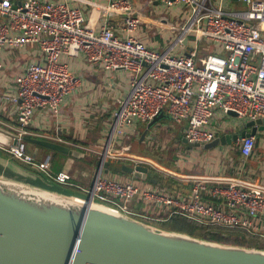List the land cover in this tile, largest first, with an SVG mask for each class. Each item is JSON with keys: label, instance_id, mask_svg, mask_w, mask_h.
Segmentation results:
<instances>
[{"label": "built area", "instance_id": "obj_1", "mask_svg": "<svg viewBox=\"0 0 264 264\" xmlns=\"http://www.w3.org/2000/svg\"><path fill=\"white\" fill-rule=\"evenodd\" d=\"M154 1L166 8L182 4L190 8L186 21L175 29L176 39L163 52L148 48L137 37L141 21L131 0H107L96 31L65 1L0 0V52L4 47L19 49L36 44L44 55L43 61L29 63L16 78L11 100L16 106L17 126L13 134L1 133L16 143L0 142V150L47 181L74 187L67 172L53 174L48 160L39 161L30 154L25 138L31 135L27 128L35 112L46 108L56 115L73 89L75 80L60 58L80 54L92 65H101L109 72L123 70L131 76L127 94L116 101L112 112L107 149L97 153L104 161H125L133 168L159 170L127 152L136 122L148 124L160 113L173 125L185 123L182 137L188 144L199 145L217 137L220 117L230 112L243 122L264 118V0H241L246 10L239 14L214 8L213 0ZM218 2L221 6L224 0ZM112 16L120 19L118 33L110 22ZM189 35L193 45L180 53L177 47L188 46ZM2 68L0 61V71ZM115 135L121 139L119 148ZM254 140L253 136L241 139L244 157L252 153ZM192 183L189 196L184 198L98 175L86 193L100 205L146 223H164L179 215L199 225L241 230L264 239L257 226L264 219V188L209 179ZM135 202L142 203L140 211L132 208Z\"/></svg>", "mask_w": 264, "mask_h": 264}, {"label": "crops", "instance_id": "obj_2", "mask_svg": "<svg viewBox=\"0 0 264 264\" xmlns=\"http://www.w3.org/2000/svg\"><path fill=\"white\" fill-rule=\"evenodd\" d=\"M54 1H65L69 7L78 9L82 14L84 24L94 31L101 25L107 6V0ZM131 1L141 21L136 34L139 40L148 48L158 52L167 50L170 46L168 38L176 34L175 29L182 23L183 12L180 10L177 14L172 10L174 15L165 14L160 7L162 5L154 0ZM212 4L214 8L221 7L226 13L239 14L246 10L241 0H225L221 6L219 2L216 3L213 0ZM110 22L115 32L118 33L120 19L112 16ZM189 49L185 46L184 52ZM43 58L44 55L36 44H29L19 49L4 47L0 52V61L3 65L0 71V127L7 131V134H13L17 126L16 106L11 100L16 92V78L25 71L26 65L43 61ZM60 60L68 65L75 80L73 89L56 115L49 113L46 108L35 112L27 128L31 135L26 138L58 144L79 155L78 157L68 156L26 142L27 148L28 145L34 146L35 157L38 153H42V157L39 156L36 159L48 160L49 170L53 174L60 171L67 172L70 175V183L74 187L65 186L62 189L78 197L87 196L86 191L91 189L98 175L101 178L115 179L121 183L133 182L136 178L130 179V174L121 171L122 166H128L125 161L106 159L105 161L109 162L107 173L104 172L103 165L96 167V162L100 160L97 153L107 149L112 136V112L116 101L122 99L128 92L130 74L123 70L106 71L101 65H92L85 61L81 54L76 58L61 57ZM163 120L171 122L170 119ZM220 124L217 127V137L226 135L231 130L229 127L222 128V122ZM240 124L242 122L233 126L234 129L230 132L235 133ZM154 126L155 129H153ZM154 126L146 131L147 124L141 121L136 122V132L131 138L127 152L129 156L145 159L172 176L162 175L154 170L158 173L155 175L149 170L152 173L150 179L156 180V183L149 181L151 184H160L159 187L167 193L177 194L184 198L189 196L194 180L236 181L243 185L264 188V131L256 132L253 136L255 138L253 151L248 157H244L240 151L241 140L230 145H219L206 151L201 148L187 149L186 145L181 143L183 138L181 132L185 123L180 126L173 125L166 130L156 124ZM144 131L146 135L141 140ZM1 133L0 142L8 140L13 143ZM114 140L118 143L116 147L119 148L121 139L115 135ZM39 148L44 151L39 152ZM145 151L150 155L145 154ZM111 162L117 164L118 168L111 169ZM0 175L35 186L44 185L42 174L15 162L1 150ZM205 200H208V197ZM215 204L221 205V202L215 200ZM132 208L140 211L142 203L135 202ZM257 226L259 231L264 233V219L257 222ZM253 237L264 242V239L260 237Z\"/></svg>", "mask_w": 264, "mask_h": 264}, {"label": "water", "instance_id": "obj_3", "mask_svg": "<svg viewBox=\"0 0 264 264\" xmlns=\"http://www.w3.org/2000/svg\"><path fill=\"white\" fill-rule=\"evenodd\" d=\"M229 115L236 117L232 112ZM163 119L170 118L160 113L146 131ZM257 131H264V118L243 122L235 133L203 145L188 144L184 138L181 143L187 149L206 151ZM0 132L7 131L0 127ZM25 141L64 155H79L47 141ZM101 164L107 173L109 162L100 159L96 167ZM121 171L130 174V179L145 180L148 175V169L141 166H122ZM43 184L0 175V264H264V250L167 231L100 205L90 194L83 198L66 193L45 178Z\"/></svg>", "mask_w": 264, "mask_h": 264}, {"label": "trees", "instance_id": "obj_4", "mask_svg": "<svg viewBox=\"0 0 264 264\" xmlns=\"http://www.w3.org/2000/svg\"><path fill=\"white\" fill-rule=\"evenodd\" d=\"M151 172H153V174L156 173L154 170H151ZM149 223L157 226V223H153V222H149ZM158 226L159 228L167 231L184 233L192 237H197V232L203 231L204 234L200 236L202 239H206L217 243L248 247V248H250L251 246L247 238L257 239L256 237L247 235L241 230L203 226L179 215L172 216L168 221L164 223H158Z\"/></svg>", "mask_w": 264, "mask_h": 264}, {"label": "rangeland", "instance_id": "obj_5", "mask_svg": "<svg viewBox=\"0 0 264 264\" xmlns=\"http://www.w3.org/2000/svg\"><path fill=\"white\" fill-rule=\"evenodd\" d=\"M214 1H216V3L218 2V0H214ZM225 1V0H224ZM160 5H162V4H160ZM163 6V5H162ZM160 6L161 8H162V10H163V13H165V14H170V15H174V12H172V10H174L175 11V13H177V12H179L180 10L183 12L182 13V17H181V19H182V21L181 22H185L186 21V19H187V17H188V15H189V7H187L186 5H174L172 8H170V9H166V7L165 6ZM165 7V8H164ZM177 14H179V13H177ZM172 19H173V17H171ZM180 20V19H179ZM178 20V21H179ZM176 39V35H173V36H171V37H169L168 38V42L170 43L169 45H172V43L174 42V40ZM191 45H193V36L192 35H189L188 36V47H190ZM184 49H185V47H180V46H178L177 47V50H180V53H184ZM175 50V49H174ZM205 53V51L203 50L202 52H201V54L203 55ZM220 121L222 122V128H225V127H229V130L231 129V130H233L234 129V127L233 126H235L236 124H238V123H240V122H243V120H240V119H236L235 117H230V116H224V117H221L220 118ZM156 125H158L160 128H162V129H164V130H166L167 128H171L172 126H173V123L172 122H170V121H168V120H161L158 124H156ZM153 129H155V126H154V128ZM230 130V131H231ZM1 133V132H0ZM156 133V132H155ZM33 145H28V148H27V151L30 153V154H34L33 153V151H34V149H33ZM44 150L42 149V148H39V152H43ZM145 154H147V155H150L147 151H145ZM39 156L40 157H42V153H38L37 154V157L39 158ZM36 157V158H37ZM128 165H130V164H128ZM110 168L111 169H117L118 168V165L117 164H113L112 162H111V164H110ZM154 166V165H153ZM155 167V166H154ZM156 168V170L158 169L157 167H155ZM157 171H159V173H161L162 175H163V172H161L160 171V169L159 170H157ZM150 178H152V173L149 171V173H148V175H147V179H145V180H139V179H134V181H133V183L135 184V185H137L138 187H140L141 189H147V188H152V189H155V190H158V189H163V188H160L159 186H161L160 184H156V185H153V184H151L150 182H149V179ZM157 226H158V223H157ZM156 226V227H157ZM245 233V232H244ZM202 234H204V232L203 231H199V232H197V237L198 238H201L200 236L202 235ZM247 234V233H246ZM248 235V234H247ZM251 236V235H250ZM247 240L249 241V243H250V248H255V249H261V250H264V242L263 241H260V240H258V239H252V238H247Z\"/></svg>", "mask_w": 264, "mask_h": 264}]
</instances>
